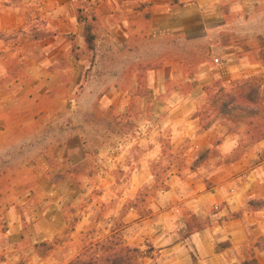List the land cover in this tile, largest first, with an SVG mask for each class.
<instances>
[{
  "label": "rangeland",
  "instance_id": "rangeland-1",
  "mask_svg": "<svg viewBox=\"0 0 264 264\" xmlns=\"http://www.w3.org/2000/svg\"><path fill=\"white\" fill-rule=\"evenodd\" d=\"M210 1L202 5L186 0L177 6L189 22L188 36L174 25L173 17H160L153 27L140 23L142 36L128 42L126 50L117 36L118 21L112 25L103 18L92 21V8L97 7L93 0H25L11 6L19 22L25 14L30 22L23 30L18 23L0 32V42L9 47L0 59L14 54L8 58L5 77L0 65V191L17 193L25 187L5 185L2 179L7 176L19 180L45 176L57 187L68 181L84 195L68 209L67 218L69 229L82 225L79 244L73 245L68 233L37 245L30 239L20 257L23 264H65L89 242L105 240L112 229L125 239L135 223L147 227L173 206L171 194L184 192L188 176L197 171L191 170L192 163L201 153L210 151L207 167L221 158V141L233 135L245 140L243 125L218 120L211 127L213 145L203 147L201 125L171 127L164 120L160 101L178 91L196 97L195 118L207 101L204 86L228 84L246 75L264 78V0ZM7 2L0 0V8ZM152 5L144 4L143 11ZM84 15L96 38L92 50L86 43ZM36 31L50 35L35 40ZM180 60L187 83L177 85L169 79L166 89H159L164 70ZM259 64L261 71L253 74L251 67L256 70ZM185 128L192 135L183 138ZM159 159L170 168L166 191L152 189V163ZM141 190L144 202L138 201L137 210L128 208ZM175 207H185L182 198ZM211 212L201 220L190 217L192 228L212 229L222 221L211 218L216 207ZM87 213L92 215L85 225ZM0 228H7L1 220ZM256 241L264 249V237ZM245 257L257 259L252 250Z\"/></svg>",
  "mask_w": 264,
  "mask_h": 264
},
{
  "label": "crops",
  "instance_id": "crops-1",
  "mask_svg": "<svg viewBox=\"0 0 264 264\" xmlns=\"http://www.w3.org/2000/svg\"><path fill=\"white\" fill-rule=\"evenodd\" d=\"M184 1L186 0H122L120 2L98 0L95 1L97 7L92 8L91 16H95L94 22L98 18L105 19L111 25L115 24L114 20L118 21L117 36L123 38V50H126L129 47L128 42L142 36L140 23L146 22L149 27H153L160 17H173L174 25L180 27L179 29L188 36L185 30L188 29L189 22L182 17L183 12L177 8ZM206 1L212 2L198 0L202 5H205ZM215 2L221 3L220 0ZM146 3H153V5L143 11L142 7ZM25 15L23 16L26 19L19 22L13 8L5 3V7L0 8V32L6 33L18 23L22 26V30L25 29L29 20V17ZM78 24L76 21L73 25L78 28ZM149 31L151 32V29ZM107 36H114V34H107ZM7 46L6 42H0V55L8 53ZM23 53L25 52L22 49L21 56ZM12 57L14 54L10 52V55L0 59V65L3 66L2 71L0 68L1 76L5 77L8 73L6 64L9 65L8 58ZM184 64V61L180 60L175 67H168L167 71L165 69L166 73L162 79L164 83L159 86V89H166L165 83L169 79L175 81L177 85L186 84L189 79L185 78ZM253 67L254 65L251 70L254 74V72H260L263 66L259 64L256 70ZM245 77L249 78L247 75ZM240 79L246 78L240 77L228 84L222 82L229 85ZM160 103L166 111L164 120L167 125L178 127L183 124L185 126L194 124L195 127H200L199 119L194 118L196 97L189 98L184 91H178L171 99L160 101ZM213 133V130L209 129L200 134L201 140L205 143L202 144L203 147L213 145L210 142L212 141L210 139H213ZM190 135L192 133L186 128L181 131L183 138ZM240 145L241 139L237 135L221 141L219 149L222 150V154L219 161H211L209 166L198 168L188 176L184 184V192L180 193V196L176 192L174 195L171 194L170 202L173 206L162 211L161 215L155 221H151L147 227L142 228L135 223L132 228H129V236H125L127 245L144 249L150 242L155 249L153 257L145 258L142 261L143 264H241V260L244 262L246 259L245 253L250 250L256 254L259 264H264V249H259L256 244L257 239L264 237V210H246L249 200L264 199V158L261 159V154L264 153V140L248 145L238 160L226 162L225 158L231 156ZM2 180L5 181V185L22 184L25 187L22 192L17 193L10 190L0 191V216H2L0 220L7 226L5 230L0 228V264H23V258L20 257L24 252L25 242L30 239L37 245L46 241L52 242L68 233L74 238L73 245L79 244L78 235L81 233L82 225H79L81 228L77 225L69 229L67 218L69 217L68 209L75 207L84 195L70 182L65 181L61 187H57L45 176L29 177L26 180L7 176ZM206 180L211 184L210 187ZM27 186L32 187L28 190ZM166 194L169 196L170 191ZM181 198L185 202L183 209L175 207ZM214 207L218 209V212L211 218L215 221L222 220L218 223L219 225L212 229L210 227L192 228L189 222L190 217L201 220L208 217ZM235 214L241 216L233 217ZM91 215V213L85 215L83 224L87 225ZM228 215H232L233 218L224 219ZM223 242L227 244L224 248L219 246ZM78 255V252L75 253L65 261V264Z\"/></svg>",
  "mask_w": 264,
  "mask_h": 264
},
{
  "label": "trees",
  "instance_id": "trees-1",
  "mask_svg": "<svg viewBox=\"0 0 264 264\" xmlns=\"http://www.w3.org/2000/svg\"><path fill=\"white\" fill-rule=\"evenodd\" d=\"M25 0H8L9 6H18L24 4ZM91 1V0H90ZM98 1V0H93ZM92 15V14H91ZM95 21V16H91ZM89 18L84 15L81 19L84 22L87 33L86 42L88 48L93 49L95 35L92 33V23ZM30 22V18L28 20ZM1 35V34H0ZM50 34H40L39 31L33 32L34 39H43ZM42 38H41V37ZM207 94V101L201 111L198 112L197 118L200 120V134L207 132L218 120L232 122L236 125H243L244 141L235 150L231 156L225 158L226 162L238 160L248 145L255 144L264 140V78L254 76L246 79H240L235 83L225 85L223 82L217 81L211 86H204ZM210 151L206 150L201 153L192 163L191 170H196L205 166L209 159ZM163 162L154 160L152 163V176L154 185L152 189L168 190L167 170L169 167L163 166ZM167 180V181H166ZM143 191H139L137 199L130 204L128 208L137 210L138 204L144 200ZM144 202V201H143ZM247 211L264 210V199H251L247 202ZM235 214L233 217H240ZM147 250L139 247H131L127 245L116 229L111 230V235L105 240L98 242H89L86 244L77 257L72 259L68 264H143L145 258H152L155 249L147 244ZM241 264H259L257 259L245 260Z\"/></svg>",
  "mask_w": 264,
  "mask_h": 264
},
{
  "label": "built area",
  "instance_id": "built-area-1",
  "mask_svg": "<svg viewBox=\"0 0 264 264\" xmlns=\"http://www.w3.org/2000/svg\"><path fill=\"white\" fill-rule=\"evenodd\" d=\"M218 61V60H217Z\"/></svg>",
  "mask_w": 264,
  "mask_h": 264
}]
</instances>
